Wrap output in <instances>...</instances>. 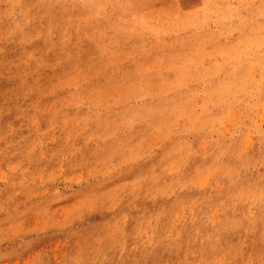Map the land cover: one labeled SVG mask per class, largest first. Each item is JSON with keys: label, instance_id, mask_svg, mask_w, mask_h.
<instances>
[{"label": "rangeland", "instance_id": "obj_1", "mask_svg": "<svg viewBox=\"0 0 264 264\" xmlns=\"http://www.w3.org/2000/svg\"><path fill=\"white\" fill-rule=\"evenodd\" d=\"M0 264H264V0H0Z\"/></svg>", "mask_w": 264, "mask_h": 264}]
</instances>
